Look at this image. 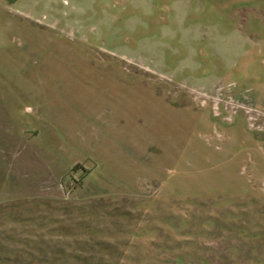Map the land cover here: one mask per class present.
<instances>
[{
	"label": "rangeland",
	"instance_id": "1",
	"mask_svg": "<svg viewBox=\"0 0 264 264\" xmlns=\"http://www.w3.org/2000/svg\"><path fill=\"white\" fill-rule=\"evenodd\" d=\"M0 264H264V0H0Z\"/></svg>",
	"mask_w": 264,
	"mask_h": 264
},
{
	"label": "trees",
	"instance_id": "2",
	"mask_svg": "<svg viewBox=\"0 0 264 264\" xmlns=\"http://www.w3.org/2000/svg\"><path fill=\"white\" fill-rule=\"evenodd\" d=\"M75 167V169H76V166H74Z\"/></svg>",
	"mask_w": 264,
	"mask_h": 264
}]
</instances>
